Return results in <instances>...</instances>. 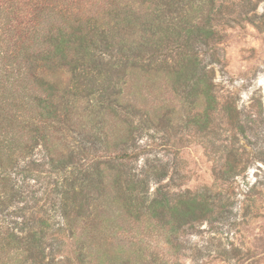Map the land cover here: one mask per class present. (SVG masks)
Wrapping results in <instances>:
<instances>
[{
  "label": "trees",
  "instance_id": "obj_1",
  "mask_svg": "<svg viewBox=\"0 0 264 264\" xmlns=\"http://www.w3.org/2000/svg\"><path fill=\"white\" fill-rule=\"evenodd\" d=\"M221 1L0 0V264H45L46 257V264H56L55 246L63 242L59 236L68 226L77 252L92 263L115 264L117 256L106 259L100 246L86 240L93 221L103 224L98 234H119L113 220L118 216L128 230L168 238L184 223L181 220L197 211L203 219L213 214L215 203L193 195L150 201L137 191L141 185L136 180L122 179L126 159L120 151L94 166L89 182L96 190L83 185L77 189L72 183L56 190L64 226L55 232L49 222L53 209L45 208L50 195L43 200L31 182L37 184L44 163L52 171L68 167L59 163L60 148L74 126L90 135L84 122L92 112L114 118L125 109L141 112L126 93L136 78L196 79L191 88L206 101L207 122L219 103L208 65L195 46L209 48L217 40V27L227 25L218 17ZM248 5L254 6L249 1L244 7ZM155 122L148 113L142 123ZM104 134L101 127L98 139ZM67 149L65 160L68 154L88 152L83 146ZM39 150L46 153L44 162L35 157ZM102 163L115 172L112 181L100 169ZM122 184L129 188L121 190ZM100 200L111 202L109 212L102 213L106 205L102 211L94 208ZM127 229L120 234L124 239ZM128 249L121 251L124 262L139 264L143 250ZM77 260L83 263L82 254Z\"/></svg>",
  "mask_w": 264,
  "mask_h": 264
},
{
  "label": "rangeland",
  "instance_id": "obj_2",
  "mask_svg": "<svg viewBox=\"0 0 264 264\" xmlns=\"http://www.w3.org/2000/svg\"><path fill=\"white\" fill-rule=\"evenodd\" d=\"M249 1L253 8L244 7ZM221 2L218 17L227 25L217 27V40L209 48L195 46L208 65L217 110L207 122L203 120L206 101L201 92L191 88L196 79L136 78L126 93L141 112L125 109L118 118L92 112L84 122L90 135L81 134L74 126L60 148L59 163L68 167L52 171L44 163L37 184L31 182L43 200L50 195L45 208L53 209L49 212L52 232L64 226L56 190L70 183L77 189L83 185L96 190L89 182L94 166L120 151L126 159L120 168L122 179L136 180L141 185L137 191L146 193L150 201L166 196L177 201L193 195L215 206L205 219L197 211L181 220L184 223L168 238L139 234L143 229L128 230L118 216L113 220L119 234H98L104 228L95 220L88 226L86 240L100 246L106 259L117 256L112 261L115 264H135L125 263L121 254L132 247L131 251L143 250L139 264H264V0ZM162 104H166L164 109L159 108ZM148 113L155 123H142ZM101 127L106 135L98 139ZM68 146H83L88 152L68 154L65 160ZM35 157L44 162L46 153L39 150ZM100 169L111 181L116 177L104 163ZM128 188L122 184L121 190ZM110 203L100 200L94 208L102 211L106 205L102 212L106 213ZM64 228L66 232L59 236L63 242L55 246L56 264H79L77 254H82V264H96L76 251L75 240L68 234L70 227ZM126 229L124 239L120 234ZM49 261L46 257L45 264Z\"/></svg>",
  "mask_w": 264,
  "mask_h": 264
}]
</instances>
